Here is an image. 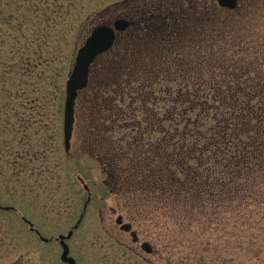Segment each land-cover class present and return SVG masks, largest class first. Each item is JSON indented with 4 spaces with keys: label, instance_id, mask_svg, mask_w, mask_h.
<instances>
[{
    "label": "rangeland",
    "instance_id": "374dc122",
    "mask_svg": "<svg viewBox=\"0 0 264 264\" xmlns=\"http://www.w3.org/2000/svg\"><path fill=\"white\" fill-rule=\"evenodd\" d=\"M126 1L0 0V264H63L58 238L81 216L67 241L78 264H264V204L249 206V217H198L179 235L170 214L158 212V195L141 201L112 193L106 165L88 148L90 124L78 101L65 152L66 83L78 50L95 27L155 0ZM252 2L254 40L264 41V0ZM257 58L264 63V51ZM155 92L146 108L157 114L163 104ZM124 131L112 136L121 139ZM119 216L132 226L137 244L117 225ZM143 245L155 254L144 253Z\"/></svg>",
    "mask_w": 264,
    "mask_h": 264
},
{
    "label": "trees",
    "instance_id": "16d2710c",
    "mask_svg": "<svg viewBox=\"0 0 264 264\" xmlns=\"http://www.w3.org/2000/svg\"><path fill=\"white\" fill-rule=\"evenodd\" d=\"M241 6L155 0L134 8L132 28L95 64L78 100L110 191L158 195V212L179 235L198 217H249V206L264 204V41L254 40V2ZM155 89L157 114L146 108Z\"/></svg>",
    "mask_w": 264,
    "mask_h": 264
},
{
    "label": "water",
    "instance_id": "95a60500",
    "mask_svg": "<svg viewBox=\"0 0 264 264\" xmlns=\"http://www.w3.org/2000/svg\"><path fill=\"white\" fill-rule=\"evenodd\" d=\"M220 8L234 11L238 6V0H217ZM129 28V23L124 21L115 22L112 26H98L92 30L88 38L84 41L82 47L78 50L73 69L68 77L66 84V99L64 104V144L65 151L68 153L71 148V140L73 137L76 102L79 95L85 91L89 85L91 69L95 62L102 55L108 53L116 42L117 33H122ZM5 210H9L6 208ZM30 225V223L27 222ZM74 228L76 230L79 226ZM117 224L121 225V230L129 232L131 227L122 225L119 218ZM32 226V225H30ZM33 231V229H32ZM39 235L38 232H36ZM73 235L71 231L66 237L60 236L59 241L63 249L61 261L65 264H76V262L69 257V248L66 241ZM40 236V235H39ZM135 237L134 234H132ZM40 240L47 243V240L40 236ZM147 249V245L142 246Z\"/></svg>",
    "mask_w": 264,
    "mask_h": 264
},
{
    "label": "flooded vegetation",
    "instance_id": "af4514ba",
    "mask_svg": "<svg viewBox=\"0 0 264 264\" xmlns=\"http://www.w3.org/2000/svg\"><path fill=\"white\" fill-rule=\"evenodd\" d=\"M240 2H241V0H240ZM135 239L137 240V242H135L134 244H137L138 243V238H137V236L135 237ZM149 246V245H148ZM130 248H128L127 247V250H129ZM141 249H142V251L144 252V253H146L145 251H147L149 254L148 255H153V254H155V251H154V249L152 248V247H147V249H145V251L143 250V248L141 247ZM130 251V250H129ZM157 252H158V250H157ZM157 252H156V254H157ZM133 253L134 254H136L134 251H133ZM147 254V253H146Z\"/></svg>",
    "mask_w": 264,
    "mask_h": 264
}]
</instances>
